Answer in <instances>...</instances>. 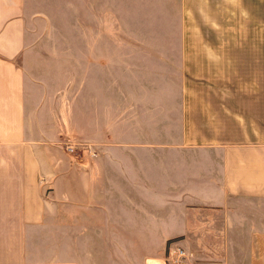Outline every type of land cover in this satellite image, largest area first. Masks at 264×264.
<instances>
[{
  "label": "crops",
  "instance_id": "obj_1",
  "mask_svg": "<svg viewBox=\"0 0 264 264\" xmlns=\"http://www.w3.org/2000/svg\"><path fill=\"white\" fill-rule=\"evenodd\" d=\"M239 8L0 0V264H264V22L240 94Z\"/></svg>",
  "mask_w": 264,
  "mask_h": 264
},
{
  "label": "rangeland",
  "instance_id": "obj_2",
  "mask_svg": "<svg viewBox=\"0 0 264 264\" xmlns=\"http://www.w3.org/2000/svg\"><path fill=\"white\" fill-rule=\"evenodd\" d=\"M197 3V2H196ZM240 12L238 16V38H239V80H240V94L245 90V86L247 80L251 81L250 68H249V58L246 53L247 37L253 35L252 32L256 29L252 28V25H248V21L252 22L256 21L255 25L259 21L264 22V0H240ZM233 19L235 17L233 16ZM249 27V28H247ZM235 28V27H234ZM246 45H244V44ZM262 78V76H260ZM0 188L5 189V185L0 183ZM0 207L4 208L5 205L0 201ZM5 237L3 239L0 238V245L4 243Z\"/></svg>",
  "mask_w": 264,
  "mask_h": 264
},
{
  "label": "built area",
  "instance_id": "obj_3",
  "mask_svg": "<svg viewBox=\"0 0 264 264\" xmlns=\"http://www.w3.org/2000/svg\"><path fill=\"white\" fill-rule=\"evenodd\" d=\"M91 155H95V153L88 147ZM66 150L69 154L76 155L77 153H81L83 156L87 153L86 144H73L70 143L66 146ZM193 257L192 253H189L184 247L178 245L177 242H170L168 247V254L166 256V261L168 264H187L188 260Z\"/></svg>",
  "mask_w": 264,
  "mask_h": 264
}]
</instances>
